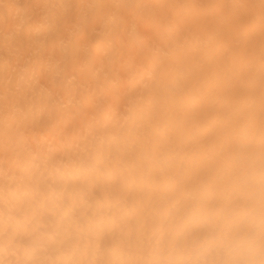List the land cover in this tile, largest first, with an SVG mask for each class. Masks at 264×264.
I'll return each instance as SVG.
<instances>
[{
	"label": "bare ground",
	"instance_id": "1",
	"mask_svg": "<svg viewBox=\"0 0 264 264\" xmlns=\"http://www.w3.org/2000/svg\"><path fill=\"white\" fill-rule=\"evenodd\" d=\"M0 264H264V0H0Z\"/></svg>",
	"mask_w": 264,
	"mask_h": 264
}]
</instances>
